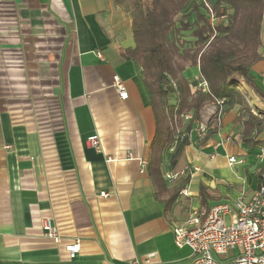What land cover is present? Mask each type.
Masks as SVG:
<instances>
[{"label": "crops", "instance_id": "0c3cea01", "mask_svg": "<svg viewBox=\"0 0 264 264\" xmlns=\"http://www.w3.org/2000/svg\"><path fill=\"white\" fill-rule=\"evenodd\" d=\"M130 46V17L111 0H0V264H189L191 251L175 246L173 230L190 208H205L200 186L210 207L257 189L258 149L240 142L229 110L207 145L188 146L174 171L165 154V185L190 180L167 209L154 199L140 162L149 159L155 122L139 72L122 57ZM261 57L250 75L264 95V49ZM187 72L189 83L201 80ZM115 76L126 100L112 87ZM206 108L212 116L215 107ZM93 136L99 152L87 145ZM212 151L241 159L239 194L199 168L215 159ZM42 221L59 243L44 236ZM76 239L80 250L70 258L65 247Z\"/></svg>", "mask_w": 264, "mask_h": 264}, {"label": "trees", "instance_id": "16d2710c", "mask_svg": "<svg viewBox=\"0 0 264 264\" xmlns=\"http://www.w3.org/2000/svg\"><path fill=\"white\" fill-rule=\"evenodd\" d=\"M130 17L132 46L122 57L139 72L150 100L155 134L146 168L154 199L171 206L185 188L187 176L175 186L164 183L163 158L174 171L192 143L204 147L215 134L212 128L225 111L235 110L241 126L240 142L249 149L264 146V109L252 106L250 95L264 101L250 71L260 60L264 0H111ZM188 37L190 40H187ZM197 68L206 91L186 77ZM222 101V104H218ZM208 106L215 112L204 136L197 132ZM191 119L184 121V115ZM183 134L182 139L178 140ZM171 146L174 150L169 153ZM211 197L200 186V204L209 209Z\"/></svg>", "mask_w": 264, "mask_h": 264}, {"label": "built area", "instance_id": "2783aa9c", "mask_svg": "<svg viewBox=\"0 0 264 264\" xmlns=\"http://www.w3.org/2000/svg\"><path fill=\"white\" fill-rule=\"evenodd\" d=\"M112 87L121 100L128 98L123 81L115 76ZM197 87L206 91V84L200 80ZM218 104H222L219 101ZM184 121H189L191 115H184ZM206 125L199 124L197 132L204 136ZM183 134L179 139H182ZM87 145L100 151L98 137L93 136L87 140ZM174 150L171 146L169 153ZM130 157V156H129ZM256 161L261 168L260 183L255 191L246 197L243 193L232 201H225L205 208H190L187 218L182 226L173 230V241L177 248L188 247L191 251L189 264H264V146L255 154ZM242 163L241 159L227 157L229 167ZM142 170H145L148 161L140 162ZM197 172V168H193ZM167 181L175 177L167 173ZM229 216L230 225L225 224V217ZM234 220V221H233ZM41 228L44 236L54 243L60 242L57 230L48 223L42 221ZM70 258H74L80 250L79 240L65 247ZM234 252V254H229ZM226 258L220 260L219 256ZM148 261H144L147 263Z\"/></svg>", "mask_w": 264, "mask_h": 264}, {"label": "rangeland", "instance_id": "374dc122", "mask_svg": "<svg viewBox=\"0 0 264 264\" xmlns=\"http://www.w3.org/2000/svg\"><path fill=\"white\" fill-rule=\"evenodd\" d=\"M186 39L190 40L188 37H186ZM187 71H188L187 72L188 75L199 76V72H198L197 68H188ZM253 106H255V105H253ZM208 109L209 108H206L204 110V112L201 114V123H203L204 125H206L208 123L209 119L211 118L210 115L213 111L212 109H209V110ZM214 124H216V122H214ZM212 153L215 154V156H216L215 159L209 160L208 158H204L203 160H200L198 163L199 168L203 171H207V172L215 175L216 177L218 176V178L225 180L227 184L234 185L233 190L236 191V194H239L242 191L241 188H243L242 181H241L243 179V174H242L243 166H242V164L235 165L234 167L231 168L227 165V161L222 156V154H220L218 151H216V152L212 151ZM258 167L260 168L259 164H258ZM255 170H256L255 167H251V173L255 174L256 173ZM251 178H254V180H255V175H252ZM235 198H236V196H235ZM224 221H225V224L227 226L231 224V220H230L229 216H226ZM229 254L233 255L234 252L229 253ZM225 258L226 257L224 255L219 256L220 260L225 259Z\"/></svg>", "mask_w": 264, "mask_h": 264}]
</instances>
